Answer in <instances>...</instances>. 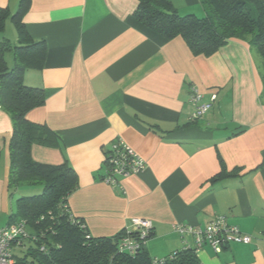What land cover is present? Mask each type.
<instances>
[{"label":"crops","instance_id":"1","mask_svg":"<svg viewBox=\"0 0 264 264\" xmlns=\"http://www.w3.org/2000/svg\"><path fill=\"white\" fill-rule=\"evenodd\" d=\"M170 1L181 15L205 16L200 0ZM21 3L0 0L10 12L0 41L12 47L18 32L11 17ZM138 4L27 1L22 22L47 47L44 68L24 75V83L42 88L46 97L27 118L60 137L57 148L35 145L32 158L48 165L68 162L75 170L78 188L68 205L95 238L119 235L132 218L149 219L154 231L145 249L153 260H164L183 248L175 224L206 228L224 216L253 242L233 243L219 253L205 245L197 253L202 264H264L262 58L241 40L209 57L194 55L183 38L168 40L138 22ZM5 61L13 68V50ZM191 87L208 100L217 95L212 111L195 122ZM13 132L12 118L0 105V229L10 224L21 197L43 190L31 185L11 193ZM119 139L146 167L114 188L102 178L105 154ZM223 166L237 175H222ZM31 245L15 250L16 262Z\"/></svg>","mask_w":264,"mask_h":264},{"label":"trees","instance_id":"2","mask_svg":"<svg viewBox=\"0 0 264 264\" xmlns=\"http://www.w3.org/2000/svg\"><path fill=\"white\" fill-rule=\"evenodd\" d=\"M28 0H22L20 10L11 18L18 32V45L0 41V105L13 121L10 143L11 167L9 188L41 185L42 193L23 196L17 202L11 223L25 221L31 243L27 254L16 264H158L145 247L136 256L118 252L124 231L112 238H95L81 219H70L64 209L69 197L78 188L75 170L65 162L48 165L34 161L35 145L57 148L60 137L48 126L28 120V113L46 102L42 88L24 83L28 70H42L47 54L44 41H35L22 22ZM135 19L168 40L181 37L194 55L211 56L231 40L247 42L262 58L264 84V3L262 0H200L204 17L181 15L170 0H138ZM10 17L0 8V32ZM13 50L14 66L5 61L7 51ZM237 175V170L222 175ZM69 206V205H68ZM44 248L42 251L41 249ZM29 256L34 259L29 260ZM159 264H202L194 250H180L173 258Z\"/></svg>","mask_w":264,"mask_h":264},{"label":"built area","instance_id":"3","mask_svg":"<svg viewBox=\"0 0 264 264\" xmlns=\"http://www.w3.org/2000/svg\"><path fill=\"white\" fill-rule=\"evenodd\" d=\"M217 95L206 99L197 87H191L190 103L194 107L192 122L203 119L210 113L216 102ZM106 174L102 181L114 188L120 187L121 179L136 175L146 167L145 160L123 140L115 142L105 154ZM70 219L76 217L70 211L68 205L64 206ZM86 228V224L82 225ZM154 224L152 220L145 218H132L124 230V234L118 243V252L129 256H136L145 247L147 241L153 235ZM174 231L183 241L182 250H194L198 253L205 245H209L216 253L230 244L249 245L253 242L251 235L242 232L238 227L228 223L224 216L216 217L206 228L177 223ZM28 227L25 221H17L0 229V264H16L14 252L24 248L25 241L29 239ZM191 239V241H190ZM42 251L44 248L41 249ZM174 253L169 258H173ZM164 260H154L162 263ZM28 264V263H27Z\"/></svg>","mask_w":264,"mask_h":264},{"label":"rangeland","instance_id":"4","mask_svg":"<svg viewBox=\"0 0 264 264\" xmlns=\"http://www.w3.org/2000/svg\"><path fill=\"white\" fill-rule=\"evenodd\" d=\"M10 24V23H9ZM13 28V27H12ZM14 29V28H13ZM257 52V51H256ZM258 53V52H257ZM259 54V53H258ZM14 66V64H12L11 63V66L10 67H13ZM38 186H41V185H38ZM42 187V186H41ZM26 188V187H25ZM27 192V191H26ZM29 192V191H28ZM37 193H39V192H37ZM16 196H18V194L16 195ZM29 230V229H28Z\"/></svg>","mask_w":264,"mask_h":264}]
</instances>
